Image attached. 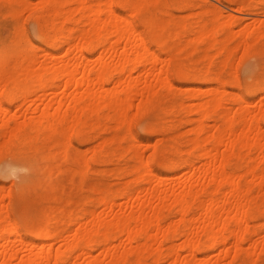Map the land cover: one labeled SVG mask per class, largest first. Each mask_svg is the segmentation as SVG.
I'll use <instances>...</instances> for the list:
<instances>
[{
  "label": "bare ground",
  "instance_id": "1",
  "mask_svg": "<svg viewBox=\"0 0 264 264\" xmlns=\"http://www.w3.org/2000/svg\"><path fill=\"white\" fill-rule=\"evenodd\" d=\"M0 1L7 4V6H8L7 9L9 8L10 11H12L13 15L14 16L17 15V17H18V15L21 16L22 11L23 12L25 10L29 11L31 5H32V7H34L33 9H35V7H36L35 4H33L30 0H0ZM68 1H71V0H39V2L37 1L40 4V6H38L40 8L38 9V11H35L34 17L32 18V20L34 22V26L36 27V33H37L36 37L38 38L37 40H39L41 42V45L34 47V49L32 50L33 55L30 56V58L28 57L29 58V59L27 58L28 60L25 59V60H27V62L24 60L26 63H23V64H30V65L32 64V66H37V69H40V70H37L34 73H32V72L23 73L22 72V75L18 74V75L14 76V75H12V73L8 72V70L6 68L7 66H5V62L3 61L4 60L3 58H2L3 59L2 61L4 63L0 62L1 63V65H0V85H3L2 88H0V108L3 107L2 106L3 97L6 98V99L4 98L5 101L7 102V105L5 106L6 109H8L10 107V105L12 103H14L18 98H20L19 96L21 94L19 95V92L22 91L21 89L23 88L22 86L24 83V81H21L22 79H24L25 82L26 81L28 83L30 82V84L38 83V85H39L38 89L40 91L39 92L40 94L36 96V99L38 101H41V102H44V100H45V104L42 105V108L40 110L33 112V114L29 117L27 122L20 123L17 121H9L7 119L2 120V122H1L2 129L0 130V137L3 138V141H1V143H0V156L6 155V156H9V158L14 157V159L12 158V161L15 160L14 162H9L6 165L2 166V168L0 167V170L3 169L7 174H10V173L13 174L16 169H24L26 164L23 162L20 163V162L16 161V159L17 160L19 159V161L20 160L24 161L28 158V155H30L29 152H31V151L41 152V150L44 147H46L47 142L49 143V147H51V149H54V148L56 149L59 146H61L62 144L65 146V148L67 146L68 147L73 146L71 143V139H74V141L75 140L78 141V143L84 142L85 140H84V138H82L83 137L82 136L83 135L82 134L83 129H85L84 126L86 125V123L88 121L91 120L93 115L96 114L95 116H97L99 114V111H103V110H108V111L110 110V112L114 111L116 114L113 113V114H115V116L112 114L114 116V118H112V119H115V117H116L115 120H116V123L119 124V126H120V124L124 125L123 123L128 122V124L125 126L126 128L124 130H125V132L128 130L127 133H129V136H130V134H131L130 128L131 127L129 125V121L132 118L131 116H136V117L137 116L138 117L143 116L144 114L147 113V111H152V110H150L151 108L156 107V104H157L156 101L158 99L160 100V98L158 97L159 95L158 96L156 95L157 87H155L156 89L154 90V86H156L157 84H158V87H159V84H161L162 86L165 85L166 89H169V87H171L170 90L172 89L173 83L170 81V78L168 77V74H167L168 69H170V68H168L169 64H171L172 59L175 60V62L179 61L178 59H174V58L179 57L181 55L180 53L184 52L182 50L186 49L189 42L191 43V41H192V39L189 38L186 41V43H188V44L180 45L179 44L180 42H178V43H175V45H173V44L169 45L171 43L168 44L166 40L171 33L170 32V30H172L171 27L175 28V27H179V25H180L179 28H183L185 26V24L181 23V22H177V21L173 22L174 20L173 21L169 20L165 24L163 21L165 19H163V20H160V22H162L161 26H157V25L154 26L153 22H151V20H148L145 17L141 18L142 17L141 15H143V13H141L142 10H146V12H144L146 15V13L148 11L150 12L151 11L150 9L152 8L149 6V4L146 7H144V5H146V3H142L141 1H143V0H135V1H133V0H116V4L118 6L120 5L121 8L123 7L125 9L127 4H129L131 6L130 7L128 5L127 8L131 9L130 10L131 14L133 13L132 15L134 16L135 19L137 17H140L141 20L139 22L137 21L139 25L137 23H134L131 20H128L129 17H127L126 15H124V16H126L127 19L123 18V15L120 14L121 12L117 13V11L113 10V4L115 5V0H77L78 6H76L75 11H77V13L79 15H78V17L76 16V18H78L76 20L77 21L76 25H78V26L80 24L84 25L85 23H82L83 19H85V21L88 20V23H87L86 28L84 27L85 25L83 26L84 28H82V29H81L82 25H81V27H79V29L76 28L77 30L75 33V31L72 30L73 28L71 29V27H70V23L73 21V15H75L72 12L73 9H71L72 7L70 8L69 6H67V7H69L68 9L63 7L64 4L67 3ZM152 1L154 3H156L154 6H157V3L162 4V2H161L162 0H151L150 2L153 3ZM75 2H76V0H75ZM138 2H140V3H138ZM145 2H148V0ZM36 5H37V3H36ZM102 5L106 6L105 7L106 12H104V10H102V8L104 9V7ZM101 6H102V8H101ZM148 6L150 8H147ZM32 7H31V9H32ZM161 7H163V6H161ZM247 7L251 11L254 6L252 7V6L248 5ZM127 8H126V10H128ZM147 9H149V10H147ZM10 11L8 10V13ZM130 11H128L129 14H130ZM131 14L129 15L130 17H132ZM139 14H141V15H139ZM162 14H163V12H162ZM10 15H11V17H14V16H12V14H10ZM89 16H91V18H89ZM156 16H151V17H153L154 19L157 20L158 17L156 18ZM5 17H6V15H5ZM224 17L220 14L219 16L212 18L210 21L202 20L204 22H202V23L199 22L200 23L199 25L197 22L196 24L198 26H195V27H197V29L199 28V31L201 32V34H203L202 36H200V38H205L208 36V34L210 33V30L212 29V28H210L212 25H216V26H218L217 28H220L224 24L229 23L227 21L228 18H225L226 19V21H225ZM161 19H162V17H161ZM14 20H16V18ZM156 23H154V24H156ZM189 26H191V25H189ZM192 28H193V25H192ZM217 28L215 27V29H217ZM21 30H19V29L17 30V28H16L17 33H18V31L20 32ZM193 30H194V34H195L196 33L195 28H193L192 31ZM220 31H222V30H220ZM177 32H176V34H177ZM50 33H51V37L49 36ZM190 33H192L191 30H190ZM230 33H232V32H230ZM173 34H174V32H173ZM176 34H175V36H176ZM179 34H181V33L179 32ZM211 34H213V31L211 32ZM22 35H21V37H22ZM196 35H198V34H196ZM192 36H194V35H191V37ZM203 36H205V37H203ZM216 36H218V35H216ZM256 36L259 37L258 35H256ZM224 37L227 39L228 33L226 34V36H223L222 39ZM22 38H24V37H22ZM197 38L200 40L199 43L203 42V40H201L199 37H197ZM210 38H207V39H210ZM211 39H213V38H211ZM239 39H241V38H239ZM243 39H244V41L242 42V45H244V42H247V41H245V38H243ZM213 40H215V39H213ZM213 40H211V41H213ZM17 41H18V39H17ZM95 41H98L97 45L94 44ZM206 41L207 40H205L204 43H206ZM250 41L252 42L251 39H250ZM250 41H248V42H250ZM255 41H258V40L254 39V42ZM15 42H16V40H15ZM215 42H216V40H215ZM240 42H241V40H240ZM59 43L62 46L63 45L66 46L64 49L65 51L62 53L64 56L60 57V58L56 57L55 52H54L55 46L58 45ZM195 43H196V40L192 41L191 46H194ZM255 43H257V42H255ZM255 43H252V44L246 43V45H244V47H242V48H244V52L246 54H249V53L253 54L252 52H255L257 50V47H258V46H256ZM151 44L156 45L157 48H159V47H161L162 49L164 48V50H162V51H164L165 53H167L169 55V59H164L161 57V55L159 53L152 51L150 48ZM197 45H196V47H198L199 50L202 49V50H200V51H203L202 55L204 53H206L204 55H207V51H209V49H211L214 46V44L212 46L210 45V48H209L208 47L209 45L205 44L204 46L200 45V46H202V48H200ZM196 47H193V48H196ZM205 47H208L209 49L205 50ZM233 47H235V45ZM233 47H232V49H229V51H228L229 54L227 53V55H230V54L232 55L233 51H235L233 49ZM214 48L218 49L217 46ZM214 48H212V49H214ZM220 48L222 49V52L223 51L227 52L226 47H223V42H222V46ZM262 49H264V48H262ZM2 50H3V48H2ZM2 50H1V52H2ZM194 50H196V52H197L198 49L196 48ZM199 50H198V52H199ZM260 51H261V49H260ZM95 52L97 53V56L93 60L91 58L92 57L91 55ZM39 53H41L44 56V58L46 56V58L48 57L50 59L45 60L46 59L45 58L44 60L40 59V61H39L36 57ZM220 53H221V51H220ZM107 54H108V57H106ZM218 54H219V52H218ZM223 54H225V53H223ZM262 54H264V53H262ZM39 55H38V57H39ZM204 55H203V57H204ZM227 55L226 54L224 55L225 56V57H223L224 61H222V65H223L222 67H225V68L228 65H230L227 63L225 64V62H228L226 59ZM0 56H1V54H0ZM4 56L6 59L7 56L5 54H4ZM203 57H202V59H203ZM227 58H228V56H227ZM225 59H226V61H225ZM131 64H140V65L141 64H145V65L150 64L154 68L156 67L157 64H159V66L157 65L158 66V68H157L158 74L156 73L154 80H153L154 83H152L153 78L150 81V80H147V76H149L152 73V71L156 72L155 71L156 69L152 70L151 73L148 74L147 76L144 75L145 70H141V72H143V74L141 73V75H140L139 74L140 72H139L137 75L135 73V76H133L134 74H132V71H133V69H131L132 67L130 68L131 70L128 69L129 70L128 74H126V75L122 74V71L125 70L126 65L134 66ZM177 64L179 65V64H181V62L180 63L176 62L175 65H177ZM136 66H138V65H136ZM147 66L149 67V65H147ZM147 66H144V67H146V69L148 70L149 68H147ZM180 66H182V65H180ZM28 67H26V68H28ZM153 67L151 69H154ZM207 67L209 68V66H207ZM210 67L212 68V65ZM127 68H129V67H127ZM133 68H135V67H133ZM180 68H182V67H180ZM211 68H209V69L206 68L205 72L210 73ZM225 68H222V71ZM206 70H208V71H206ZM212 70H211V72H214ZM149 71H150V69H149ZM175 71H174V73H177V70H175ZM190 71H191V69H190ZM113 72H115L117 74L121 73L123 76H126V77L121 79L119 77L120 76L119 75L115 78V80H113V78L111 77V73H113ZM160 73H161V75L163 74L164 77L161 75L158 76ZM187 74H188V72H187ZM220 74H222V73H220ZM19 75H21V76H19ZM185 75L186 74L184 73V71L182 73V69H180V72L177 73L179 80L187 79L188 75H186L187 77ZM190 75L192 76L194 74H190ZM203 75H205V74H203ZM217 75H219V74H215V76H216L215 78L219 77L218 79H215L212 76V79H213L212 80L211 76L209 77V74H208V75L204 76L203 80L204 81L208 80V83H211L209 80H212L216 84L215 85L216 88H214V87L213 88L217 89V91H218V90H220L219 85H221L224 82V79H223V81L220 80V76H217ZM20 77H22V79ZM196 77L195 78L191 77L192 80H190V79L189 80L190 81L196 80L197 79ZM189 80H186V81H189ZM156 81H157V83L155 85ZM158 81H160L161 83H159ZM204 81H202V82H204ZM230 81L231 80L227 81L226 83H228ZM107 84H110L112 87L107 88L106 87ZM223 84H225V83H223ZM229 85L231 86L232 84H229ZM25 86H26V84H25ZM232 86L236 87L237 85H235V83H233ZM222 87H223V85H222ZM222 87H221V89H222ZM162 88H164V87H162ZM255 88L258 89V91L264 90V84L258 83L255 86L249 85L247 88L244 89V91L246 94H248V96H251V95L253 96V92L256 90ZM191 89H194V88H191ZM35 92H36V90L34 88L30 91L31 95ZM220 92L224 93L223 91H220ZM210 93L208 92V94H210ZM226 93H228V92H226ZM188 94H190V96L188 95V98L192 96L191 93L188 92ZM212 95L214 96V94H212ZM212 95H210V96H212ZM230 95H231V93H230ZM240 95L237 96L238 97L237 98L238 107L236 106V108H238V109L236 112H234L235 110L233 111L234 113L231 114V117H229L230 115L228 116V114H226L224 112L226 108L223 107L224 106V105H222L223 103L222 104L219 103L220 99H222V98H218V100H219L218 101L217 98L214 96L216 98L215 100H217L218 102L215 100H214L215 102L211 101V103L214 102L213 106H215V103L217 102V104H219V105H216L217 108L218 107L224 108V110H220L219 116L221 115L220 119L222 121L216 122L220 125L219 126L216 125L217 128L214 131L215 134L211 133V130H210V129H212L211 127H209L210 132H208V133L212 134L211 136L207 133L208 128H206V129L204 128L207 125L212 126V125H214V123L212 125H209L206 123L205 126H203L204 122L201 126H199L200 124L197 126L191 125L192 126L190 129L191 132L194 131L193 130L194 126L196 128L198 126L199 127L197 129H195V133L194 132L192 133V134H194V135L196 134V135L195 136L193 135L194 137L192 136V139L189 140L190 145H188V146L191 147L192 150H196V151L200 147H202L201 141H200L201 139L199 138L200 137L199 134H201V133H204V134L207 133L208 136H210V137L207 136L209 140L206 139L207 141L205 140V143L202 142V144H206V142H208L209 146L207 143V147H204V149L201 148L198 152L199 153L197 155V160L199 159L198 163H199L200 159L203 160L202 163H199L200 164L199 167L194 169L193 166L195 167L196 164L192 166L191 164H193V163L191 162L192 159H190V158H188L187 160L184 161V167L185 166H190V167L192 166L191 167L192 172L189 175L188 179L185 178L184 182L183 181L180 182L181 185L178 187L179 190H175V189L171 188L169 186V184H166L165 181L167 180V176H161L159 178L155 177L156 176L155 173H153L152 170L150 169V167L148 166L149 163L146 165V167H145V165L143 167V166H139L138 164H133V163L127 164L126 163V165H125L126 169H131L132 173H133V171L137 172L136 173V175H137L141 167H142V171H144L146 173V176L145 175L143 176V175H141L142 171L139 172V176L137 175L138 180L134 177L136 179V182L140 181L141 179L142 180L140 182H142L146 177H148L147 179H149V182H150V178H152L151 182L155 178H157L158 182L157 181L154 182V183H157V185L154 184L156 187L148 188L146 190V188H144L142 185V187L144 188V189H142V187H140L142 189V192L146 190L144 193H142L143 194L142 196L139 195L141 193L140 192L141 189L137 190V193L134 191L135 196L133 193H131L132 196H130L131 194L125 196V194L123 193L124 189H122L123 190L122 192L120 190V192L122 193L121 195L127 197L126 198L127 200H129V198L131 200V197H132V200L130 201L131 203L128 202L129 203V206H128L129 211L128 212H126L125 207H121V206H119L120 208H118L119 209V211L117 210L118 212L113 211L112 207L115 205L113 199L115 197H117L118 192L115 193V194H117L116 196L113 195L115 197H113V199H111V200H107V197H106L105 201H103V202L101 200L99 201L100 203L101 202L103 203L102 209L103 210L105 209L104 212H102V209H101V211H100L101 213H98L99 212L98 210H97L98 212L96 213L93 211V209H91V208L89 209V207H88V202H89L88 199L89 198H88L87 199L88 202L83 201L82 207H80L76 211V213L73 214L71 216V218H69V220L67 219L68 221H67L66 225L67 224L72 225L74 223L76 225V228L72 232H69L70 230L69 231L67 230V232L64 231L62 233L58 232L59 229L57 231L55 229H49L48 227H45L41 231L36 232V233H29V232L23 233L20 230V228L18 227L19 225L15 226L13 224L12 215H11L10 211H8V209L3 210L2 207L0 206V224H1L0 225V229H1L0 231H1V235H2L3 229L7 225L8 227L6 226V228H7L8 233L11 234V236H13L11 240L8 239L6 236H5L6 238H4V237L1 238L2 243H0V264H125L126 262L130 263V261H132L133 264H144L143 260L148 258V257H151L152 255H153V258H152L153 260H150V262H152V264H157L161 255L163 257H165L167 255L171 259L170 261H168V264H177V263L178 264H188L192 259L196 258L195 254L198 252L208 253L210 251L217 249V251H216L217 253L224 252L227 254V251H233L232 250V248H233L234 254H235L234 256H236V254H240V250H243L242 243L245 240L246 241L249 240V237H246V236H247V234H249V236H250V233H248V232H251L248 229V219H251V217L254 216V212L259 213L261 211L257 212V206H255L256 205L255 203L253 204V207L255 206L256 211H254L253 210L254 208L251 206V203H253L254 201L256 202V198H258L255 196L256 194L254 192L252 194H250V196L251 195L253 196V194H254L255 200L253 199L254 196L253 197L252 196L247 197L248 191L250 189L246 192L244 191L246 194L245 195L246 197H243L244 193H242V191L240 190L239 179L237 180L235 178L233 172L230 171V169H231L230 167H232L233 164H231L230 167H229V165H230L232 157L236 156V159H237L240 156V160L244 159L243 157H245V156H243L245 151L241 152L243 157H241V155H239V151H241L242 149H240L238 151V153L236 152L237 150L235 151V148H236V146L238 147V144H239L240 148L244 147L243 149H245V150L247 149L246 147H248L249 145L251 147L253 145H257L259 147V145H258L259 140L261 141L262 145H264V142H262V141H264V130H262V129H264V127L261 128L262 125H260L261 122H264V112L258 113L256 115L255 114L251 115L247 110H243V108L241 106L243 104H245V106H248L249 102H247V100L244 96H240ZM210 96H208L207 98H209V99L213 98V96L212 97H210ZM231 96H229V98ZM195 98H197V97H195ZM207 98H205V100ZM227 98H228V96L226 97V99ZM232 98H234V95L230 99L232 100ZM209 99H207L204 103L201 102L202 103L201 105L199 102H196V104L197 105L199 104L200 106L193 104L197 107V109H196V107L193 106V110L195 111V113H194V111H192L194 114H198V116H196L197 120H199L198 118L201 119L202 117H206L205 115H207L208 113L210 114V112H209L210 110H208V109H209V107L211 109L212 105L210 106L211 103L209 104V101H210ZM258 99L259 100L264 99V94L259 95ZM159 100H158V102H160ZM168 100H169V98H168ZM211 100H213V99H211ZM221 102H222V100H221ZM224 102L227 103L228 101L227 102L224 101ZM163 103H165V102H163ZM159 109H160V107H159ZM171 109H172V107H171ZM131 110H133L134 113H133V115L130 114L131 118L128 121H126L127 117L129 116L128 113ZM198 110L200 111V117H199V111ZM212 110L215 111L216 108L213 107ZM160 111H163V110H160ZM196 111H198V113ZM173 113H171V114H173ZM100 114H101V112H100ZM215 114L216 113H214L212 115H215ZM98 117H101L103 120V116H98ZM194 118L195 117H193L192 119L190 118V122H189V118H188L187 122L191 123L192 122L191 120H193ZM207 118H209V116ZM202 119H204V118H202ZM202 119H201V121H202ZM210 119H213V117ZM210 119H207V120H210ZM97 121H98V119H97ZM193 121H195V120H193ZM213 121L215 122V119ZM95 122H93V123H95ZM181 122H183V120ZM196 123L198 124L200 122L197 121ZM98 124H100V123H98ZM114 124H115V122H114ZM238 124H240V128L237 129L236 125H238ZM122 125H121V127H123ZM156 125L157 124H155V123L149 125V129H150L151 133H152L153 129L155 127H157ZM216 126H214V127H216ZM165 127H167V126H165ZM162 128H161V130H162ZM170 128H171V130H173L172 129L173 127L170 126ZM111 129H112V127H111ZM214 129L215 128H213V130ZM164 130H163V132H164ZM237 131L239 132L238 134H237ZM157 132H158V130H157ZM170 133H171V131H170ZM126 136H128V135H126ZM169 136H170V134L167 136V138H169ZM176 136H177V134H176ZM231 136H232V139H230ZM120 137H122V136H120ZM131 137H132V142H137V144H140L141 141L136 140V138L133 137V135L130 136V138ZM1 138H0V140H1ZM171 138H173V136H171ZM121 139H123V138H121ZM170 140H172V139H170ZM175 140H176L175 142H177V139H175ZM107 141L112 143L109 139H107ZM107 141L104 140V138H103V141L101 140L99 142V144L96 145L97 147L96 146L92 147V149L93 148L94 149L92 150V154L89 158L83 157L82 160H83V163L85 165H87L86 167H88V165H90L89 162H91V161H94V160L97 161L99 158H103V160H105L108 157L106 152H105V151H108V150H105V147H107V145H108ZM115 142H117V141L115 140ZM180 143L183 144V142H181V141H180ZM184 143H185V141H184ZM119 145H121V144H119ZM166 145H168V144H166ZM152 146H153L154 151H156L158 149L157 144H155V146L154 145H152ZM169 146H171V145L169 144ZM109 147H111V146L109 145ZM117 147H119V146H117ZM219 147L220 148L222 147L223 149H227L226 150L227 152H225V150H224L225 153L223 151H221V153H219L217 155V153H215V150H217ZM113 148L114 147H112L111 150ZM127 148L129 149V152L132 151V157L133 156L137 157L136 159H134V161L135 160L138 161L139 157H141V156H139V151H140V150L138 151L139 147H137V146L133 147L131 150L128 146H127ZM262 148H264V147H262ZM64 149H62V152ZM128 149L126 150V148H125L123 150L128 151ZM162 149H164V148H162ZM238 149H239V147H238ZM59 150H60V148H59ZM59 150H58V152H59ZM168 150H165V151L167 152ZM177 150L179 151V153H177V151H176L177 154H180V151H182V150H180V148H177ZM201 150H203V151H201ZM76 151H77V155H78V153L84 154V152H85L84 150H82V152H81V150H77V149H76ZM89 151H90V149H89ZM189 151H191V150H189ZM249 151L250 150L248 148V153H249ZM261 151H262V149H261ZM65 152H66V149H65ZM65 152H63V153L65 154V157H66L67 152L66 153ZM185 153L190 154L191 152L186 151ZM192 153H193V155H192ZM192 153H191V155L194 156L195 153L194 152H192ZM64 154H63V156H64ZM114 154L115 153L113 152V156H114ZM246 154H247V152H246ZM59 155H57V156H59ZM140 155H142L141 152H140ZM55 156L53 154H49V155L47 154V158L49 159V157H50L49 163L51 165L54 164L53 160H54ZM63 156H62V158H63ZM41 157H43V156H41ZM67 157H68V155H67ZM116 157H117V155H116ZM249 157H247V158L249 159ZM34 158H35V154H34ZM130 158H129V160H132ZM247 158H245V159H247ZM43 159L47 160L46 157ZM178 159H179V157H178ZM182 159H183V157H182ZM182 159H181V161H182ZM248 159H247V161H244V163L248 162ZM100 160H102V159H100ZM103 160H102V162H103ZM251 160H252V158H251ZM251 160H249V161H251ZM181 161H180V163L183 164V162H181ZM262 161H264V158H262ZM25 162L27 163V165H31V163L29 162V159H28V161L26 160ZM77 163H76V165H78V166L76 167V169H78V168L81 169L80 166H82V165H80L79 162H77ZM139 163H142V162L140 161ZM145 163H147V161H145ZM145 163L143 162V164H145ZM76 165H73V167ZM250 165L252 167V164H250ZM66 167H69L72 169V167H70V165H67ZM262 167H264V166H262ZM144 168H146L147 170ZM85 169H88V168H85ZM262 169H264V168H262ZM262 169H261V171H262ZM67 170H69V169H67ZM72 170H71V174L72 175L76 174ZM235 170H236V167H235ZM252 170L254 172L255 168H252ZM252 170H251V173H252ZM76 172H77V170H76ZM80 172L82 174V170L81 171L79 170V174H80ZM125 172L127 173V171H125ZM186 172H188V171H186ZM119 173H121V172H119ZM129 173L131 174V172H129ZM81 174H80V176H81ZM142 174H144V173H142ZM237 174H239V172ZM254 174H255V172H254ZM259 174H260V171H259ZM84 175H86V173L82 174L83 177H84ZM200 175L202 176L203 179L201 178L199 184L201 182H204V184L203 185L200 184V185H202L201 187L200 186L197 187L198 185L197 186L195 185L197 187L196 188L195 186H193L192 179L194 177H197L199 180ZM139 177L140 178L142 177V178L139 180ZM242 177H241V175H239L240 179ZM262 177H264V175H262ZM204 178H206V179H204ZM253 178H254V176H253ZM203 180H205V181H203ZM242 180H243V178H242ZM149 182H147L148 186H149ZM145 183H146V181H145ZM261 183H264V181H262ZM138 184H140V183L137 182V185ZM224 185L230 186V189L226 188L227 191L226 190H224V191L227 193H225L223 191L225 194L222 193V191H221L222 194H220V197L219 196L217 197V194L219 193L221 187H223ZM261 185H264V184H261ZM127 187H129V186H127ZM7 190H8V188L5 190L4 186L0 187V191H1L0 202L4 198V195H6L8 198H10L11 190L10 189L8 191ZM5 191H6V193L3 194ZM96 192L97 191L95 190L94 193H96ZM107 194H108V190H107V193L105 194V196H107ZM102 195H103V193H102ZM105 196L100 195V197H102V200H104L103 197L105 198ZM122 196H120V197L123 199ZM151 196L155 198L156 203L154 201V205H153V203L149 202V200H150L149 197H151ZM259 196H261V195L259 194ZM90 199L92 200V198H90ZM262 201H264V198H262ZM75 202H77V201H75ZM258 204H259V200H258ZM90 205H92V204H90ZM99 205H101V204H99ZM165 206L167 208H174L175 209L176 213L179 216V217L176 216L174 218L176 220L175 222L171 221V222L166 223V224L165 223L161 224V222H160L161 217L160 216L163 215L161 213V211H162V209H164ZM114 208H115V206H114ZM260 209H264V208H260ZM167 211H169V209ZM262 212H264V211H262ZM59 213H61V212H59ZM259 215H260V213H259ZM232 219H235L234 222L232 221L233 224L230 223V221ZM1 221L4 224L6 223L5 225L3 224V229H2ZM52 227H53V225H52ZM68 227L69 226H67V228ZM8 233L6 232L7 236L9 235ZM251 233H253V232H251ZM256 233H254V234H256ZM257 234H259V233H257ZM157 235H161V239L163 237L168 238L169 236H175V235L182 236V238L180 239L181 243L179 242L180 245L179 244H177V245H179V248H182V250H184V249L186 250L185 256H187L188 258L180 260L181 256L179 254H176V252H175V250H179V248L177 245L174 246L175 244H173V246H172V244L171 245L168 244L171 247H169L168 251L165 250L166 251L165 255H163L161 253L163 250L160 247L162 243H160V245L159 244L157 245L158 241H155L158 239H159V241L161 240L159 238V236L157 237ZM3 236H4V234H3ZM230 237L234 238V239L233 238L231 239V241L233 240V242H232L233 244L230 243L231 242ZM58 238H59V240H57ZM176 238H177V236H176ZM6 239H8V240H6ZM55 239L57 242L59 241V244L57 246H55V244L49 242V240H55ZM114 239L117 241L116 243H117L118 248H116V249H112V247L110 246V245H112L111 241H113ZM138 239H141V241L137 242ZM257 239L261 240L260 243L256 242V241H254L253 243L250 241L251 242V243L249 242L250 244L247 243V244H249V247L251 248L250 252H249V250H247L248 252L242 251L244 253V255L243 256L241 255V256L246 261L247 260L250 261V258H252V256H254L255 254L258 255V252L257 253H255V252L258 250L259 246L261 248H264V238H262V239L257 238ZM171 240H172V237H171ZM133 242L139 244V246L138 247H131V243H133ZM166 242H168V241H166ZM231 244H232V248H231ZM229 245H230V247H229ZM165 246L167 247V245H165ZM249 247H247V248H249ZM95 248H96V250H97V248H98V250L100 249V251L98 252L100 255V258L97 255H94L95 257L92 256V252ZM120 248H122V250H119ZM261 248H259V250H261ZM147 253H148V255L150 254V256H148ZM261 253H264V251H261ZM261 253L259 252V255ZM177 255L180 256V259L177 258ZM163 257H161V258H163ZM168 257H167V259H168ZM255 258L257 259V257H255ZM255 258H253V259L255 260ZM167 259L165 258V261ZM202 259H204V258H202ZM233 259H234V257H233ZM163 260H161V261H163ZM196 261L199 262V260H197V258H196ZM200 262H203V261H200ZM242 262H244V261L242 260ZM252 262H253V264H255V261H252ZM145 264H148V263L145 262ZM202 264H205V261ZM210 264H216V263L214 262V263H210Z\"/></svg>",
  "mask_w": 264,
  "mask_h": 264
},
{
  "label": "rangeland",
  "instance_id": "2",
  "mask_svg": "<svg viewBox=\"0 0 264 264\" xmlns=\"http://www.w3.org/2000/svg\"><path fill=\"white\" fill-rule=\"evenodd\" d=\"M30 1L33 4H35V6H36L35 9L36 8L37 9L36 10L33 9L34 7H32V5H31L32 9L30 7L29 11L28 10H25L24 12L22 11L21 16L18 15L19 18L17 17V15L14 16L12 11H10L9 8L7 9V7H8L7 4L0 1L1 2L0 3V14H1L0 15V22H1L0 23V54H1L0 62L2 63L4 61L5 66H7L6 68H7L8 72L12 73V75H14V76L18 75V74L22 75V72L23 73H25V72L26 73H28V72L34 73L37 70H40V69H37V66H32V64L31 65L30 64H23V63H26L27 60L30 58V56L33 55L32 50L34 49V47L41 45V42L39 40H37L38 38L36 37L37 36L36 27L34 26V22L32 20V18L34 17L35 11H38V9L40 8V7H38V6H40V4L38 3L39 0H30ZM133 1H135V0H133ZM145 1H147V0H143L141 2L146 3V5H144V7H146L149 4V6L152 7L150 9L151 11L150 12L148 11L145 15L144 12H146V10H142L141 13H143V15H141V14H139V15L142 16L141 18L145 17L148 20H151V22H153L154 26H156V25L161 26L162 22H160V20H163V19H165V20H163L165 24L169 20L170 21L174 20L173 22L177 21V22H181V23L185 24V26H184L185 28L184 27L179 28L180 25H179V27H175V28L171 27L172 30H170V32L172 34L170 33V35L168 37L169 39L167 38V40H166L168 44L171 43L169 45H172V44L175 45V43H178V42H180L179 43L180 45L188 44V43H186V41L189 38H191L192 41L196 40V43L194 46H191V44H192V41H191V43L189 42V44H188L189 46L187 45L186 49L182 50L184 52L181 51L182 53H180V54L182 56L178 55L179 57L176 56L177 58H174V59H178L179 61H176V62H178V63L181 62V64L175 65L176 62L173 59L171 62L172 65L169 64L168 68H170V69H168L167 74H168V77L170 78V81L173 83L172 84L170 82L174 88L172 87L171 90H170L171 87H169V89H166L165 85L162 86L161 84H159V87H158V84L156 85V83H157V81H156L155 82L156 86H154V90L156 89L155 87H157L156 95L157 96L159 95L158 97L160 98V100L158 98L157 99L161 103L158 102V100H157L156 101V103H157L156 107L151 108L150 110H152V111H147L146 114H144L143 116H140V117L131 116L134 113L133 110H131L132 112L130 111L128 113L129 116L127 117L126 121H128L132 117L129 121V125L132 128V129L130 128V132H131L130 136L133 135V137H135L136 140L141 141L140 144H137V142H132V137L130 138L129 133H127L128 130L125 132L124 129L126 128L125 126L128 124V122L123 123L124 125L120 124V126H119V124L116 123V120H115L116 117H115V119H112V118H114L116 113L114 111L110 112V110L109 111L103 110V111H99V114L101 112L100 115L99 114L97 116H95L96 114L93 115L94 116V117L92 116L93 119L91 118V120L87 122L88 124L86 123L87 126L86 125L84 126L85 129H83V133H82L83 134L82 138H84V140H85L84 142L78 143V141H76V140L74 141V139H71V143L73 146H69V147L67 146L65 148V146L62 144L61 146H59L56 149L55 148L51 149V147H49V143L47 142L46 147H44L41 150V152H34V151L29 152L30 155H28V158L26 160L28 161V159H29V162L32 160L30 162L31 165H27V163L25 162L26 160H24V161L20 160L19 161V159L18 160L16 159V161H18L20 163L23 162L27 166L24 164L25 165L24 169H16L14 173L12 172L13 174H11V173L7 174L3 169H1L0 170L1 171L0 172V187L4 186L5 190L7 188H8V190L10 189L11 190V196H10V198H8L6 195H4V198L0 202V206L2 207L3 210L8 209V211H10V213L12 215L13 224L15 226L19 225L18 227L20 228V230L23 233H25V232L36 233V232L41 231L45 227H48L49 229H55L57 231L59 229V231H58L59 233H62L64 231L67 232V230L68 231L70 230L69 232H72L76 228V225L74 223L72 225L71 224L66 225V223L69 220V218H71V216L73 214H75L76 211L80 207H82L83 201H87V199L89 198L88 199L89 202L87 201L89 209L91 208V209H93L94 212L97 213L99 211L98 213H101L100 211L103 207L102 202L106 200V197H107V200L113 199V197H115L117 195V194H115L117 192H118L117 197H115L113 199L114 204H115L114 205L115 208H114V206L112 207L113 211L118 212L119 211L118 208H120L119 206H121V207H125L126 212H128L129 211L128 206H129V203H131L130 201L132 200V197H131V200L129 198L130 196H132L131 193H133V194L135 192L137 193V190H140L141 189L140 187H142V185L144 188H146V190L148 188L156 187L154 184L157 185V183H154V182L155 181L158 182V179L155 177L159 178L161 176H167V180L165 181L166 184H169V186L175 190H179L178 187L181 185L180 182L181 181L184 182L185 178L188 179L189 175L191 174V172H192L191 167L196 164L195 167L193 166V168L195 169V168L200 166L199 163L203 162V160L200 159V161L198 163L199 159L197 160V155L199 154L198 152L201 148L204 149V147H207L208 142H206V144H202V142L205 143L206 139L209 140L208 137H210L212 134H215L214 131L216 130L217 126L220 125V124L216 123V122L222 121L220 119L221 115L219 116L220 110H224V108H226L224 112L226 114H228V116L230 115L229 117H231V114L236 112L238 109V108H236V106L238 107V103H237L238 97L237 96H239L241 94L240 96H244L246 98L247 102H249L248 106H245V104H243L241 106L243 108V110H247L251 115H254V114L256 115L258 113L264 112V99H262V100L258 99L259 95L264 94V90L258 91V89L255 88L256 90L254 89L255 93L253 92V96L252 95L248 96V94H246L244 91V89L247 88L249 85L255 86L258 83L264 84V54H262V53H264V49H262V48H264V0H162L161 1L162 4L157 3V6H154L156 3H154L153 1L152 2L154 4L151 3L150 2L151 0H148V2H145ZM36 3H37V5H36ZM138 3H140V2H138ZM115 5L113 4V10L117 11V13L121 12L120 14L123 15V18L127 19V17H129L128 20H131L137 24L141 20L140 17H137L136 19L134 18V16L132 15L133 13L131 14V11H130L131 9L127 8V6L129 4L126 5L125 9L122 7L125 11L120 7V5L118 6L116 4V0H115ZM248 5L252 6V7L254 6L251 11L248 9V7H247ZM67 6H69L70 8L72 7L71 8V9H73L72 12H73V14H75V15H73V21L70 23V27H71V29L73 28L72 30H74L76 33V30L79 29V27H81V25H82V24H80L79 26L76 25L77 24L76 20L78 19V18H76V16L78 17V15H79L77 13V11H75L76 6H78L77 0H76V2H75V0L68 1L67 3L64 4L63 7L68 9L69 7H67ZM102 6H101V8H102ZM149 6L147 8H150ZM161 6H163V7H161ZM103 7H104V9L102 8V10H104V12H106V10H105L106 6H103ZM126 8L128 10H126ZM8 10L10 11L9 13H8ZM147 10H149V9H147ZM128 11H130V14L132 15V17L129 16L130 14ZM162 12H163V14H162ZM10 14H12V16H14V17H11ZM220 14L223 17L225 16L224 17L225 21H226L225 18H228L229 20L227 19V21L229 23H226L221 27L219 26L220 28H217L218 26H216V25H212L210 27L212 29L210 30V33L208 34V36L207 37L203 36L205 38H200V36H202L203 34H201V32L199 31V28L197 29V27H195V26H198L200 23H202L206 20L210 21L212 18H215V17L219 16ZM5 15H6V17H5ZM124 15H126L127 17ZM151 16H156V18L158 17V19L156 20ZM161 17H162V19H161ZM11 18L12 19L16 18V20L13 19L14 20L13 21ZM89 18H91V16H89ZM202 20H204V21H202ZM82 21H83L82 23H85L84 24L85 26L82 25L81 29L84 27L86 28L87 23H88V20L85 21V19H83ZM197 22H198V25L196 24ZM154 23H156V24H154ZM189 25H191V26H189ZM192 25H193V28H195V32H196L195 34H194V30L192 31V29H193ZM215 27L217 29H215ZM16 28H17V30L22 29L21 30L22 32L18 31V33H17ZM219 29L222 31H220ZM190 30L193 34L190 33ZM212 31H213V34H211ZM173 32H174V34H173ZM176 32H177V34H176ZM179 32L181 34H179ZM230 32H232V33H230ZM227 33H228L227 39L225 37L222 39V37L226 36ZM175 34H176V36H175ZM196 34H198V35H196ZM21 35L24 38H22ZM191 35H194V36L191 37ZM216 35H218V36H216ZM256 35H258L259 37H257ZM49 36L51 37V33ZM197 37H199L201 40H203V42L199 43L200 40ZM210 37L215 39L216 42H215V40L211 39ZM207 38H210V39H207ZM239 38H241V39H239ZM243 38H245V41H247V42H244V45H246V43L252 44V43L257 42L255 44H256V46H258L257 47L258 51L256 50L255 51L256 53L252 52L253 54H251V53L246 54L244 52V48H242V47H244V45H242V42L244 41ZM14 39L16 40V42ZM17 39H18V41H17ZM250 39L252 40V42L250 41ZM254 39L258 40V41L254 42ZM205 40H207L208 42L206 41V43H204ZM211 40H213V41H211ZM240 40H241V42H240ZM248 41H250V42H248ZM97 42L98 41H95L94 44L97 45ZM222 42H223V47H226L227 52L226 51L222 52V49L220 48L222 46ZM205 44H208L209 46L208 45L207 46L209 48H210V45L212 46L214 44V46L212 48L217 46L218 49H216V48L209 49L208 47H205V50L209 49V51H207V55H204V54H206V53H204L203 54L204 57H203V55H202L203 51H200L202 49L199 50V48L196 47V45L199 46L200 48H202V46H204ZM200 45H202V46H200ZM232 45L233 46L235 45V47H233ZM150 46H151L150 47L151 50L159 53L162 58L169 59V55L167 53H165L164 51H162V50H164V48L163 49L161 47L157 48V46L154 44L153 45L151 44ZM65 47H66L65 45H63V46L60 45V43L58 45H56L55 50H54L55 56L59 57V58L63 57L64 55L62 53L65 51L64 50ZM193 47H196L199 50V52L197 50V52H198L197 53L196 50H194L196 48H193ZM232 47L235 51L232 50L233 53H232V55L230 54L231 56L227 55L229 49H232ZM2 48L5 52L2 50ZM260 49H261V51H260ZM1 50L3 53L1 52ZM220 51H221V53H220ZM218 52H219V54H218ZM223 53H225L228 56V58L226 56V59L228 62H225V64L226 63L230 64L226 68L222 67L223 66L222 61H224L223 57H225L224 56L225 54H223ZM4 54L7 56L6 59H5ZM39 54H38L39 57H38V55L36 56L39 61H40V59L44 60L46 58V56L44 58V56L41 53H39ZM91 56H92L91 58L94 60L97 56V53L95 52ZM106 57H108V54L106 55ZM202 57H203V59H202ZM25 59H27V60H25ZM48 59H50V58L47 57L45 60H48ZM226 59H225V61H226ZM1 63H0V65H1ZM210 64L212 65V68L210 67L211 66ZM131 65H134V66L126 65V68H125L126 71L123 70L124 72L122 71V74H124V75L128 74L129 73L128 69H130L131 67H132L131 69H133V71H132V74H134L133 76H135V73L137 75L139 72H140L139 73L140 75H141V73L143 74V72H141V70H145L144 75L147 76L148 74L151 73L152 70L156 69L155 70L156 72L152 71V73L149 76H147V80L151 81V79L153 78L152 83H154L153 80H154V77L158 71L157 68H158L159 64H157L158 66L156 65L155 68L150 64H146V65L145 64H141V65L140 64H131ZM136 65H138V66H136ZM147 65H149V67ZM180 65H182V66H180ZM144 66H147V68H149L150 71H149V69L147 70L146 67H144ZM179 66L182 68H180ZM207 66H209V68H211L210 73L207 72L209 74V77L211 76V79H212V76L214 78L216 77L215 74H219L217 76H220V80L223 81V79H224L223 83H225V84L222 83L221 85H219L220 90H218V91H217V89H214V88H216V86H215L216 84L212 81L213 79L209 80L211 83H208V80H205V81L203 80L204 76L208 75L205 72L206 68L209 69ZM26 67H28V68H26ZM127 67H129V68H127ZM133 67H135V68H133ZM152 67L154 69H151ZM173 68L174 69L176 68L175 70H177V73L180 72V69H182V73L184 71V73L186 75H188V78L183 79V80H179L177 73H174L175 70ZM222 68H225V69L222 71ZM190 69H191V71H190ZM211 70L214 72H211ZM206 71H208V70H206ZM187 72H188V74H187ZM202 73L205 75H203ZM220 73H222V74H220ZM116 74L117 73H115V72L111 73V77L113 78V80H115V78L119 75H120L119 77L121 79L126 77V76H123L121 73H119L117 75ZM190 74H194L195 76L194 75L191 76ZM21 75H19V76H21ZM160 75H161V73L158 76H160ZM161 76H163V74ZM191 77L192 78L196 77L197 81L196 80L190 81V80H192ZM20 78L22 79V77H20ZM218 78L219 77H217L215 79H218ZM186 80H189V81H186ZM229 80H231V81L226 83ZM21 81H24L26 86L23 83V86H22L23 88L21 89L22 91L19 92V95L21 94L19 96L20 98H18L14 103H12L8 109L5 108V106L7 105V102L5 101L6 98L3 97V99L4 98L5 99L4 100L2 99V101H3L2 106L3 107L0 108V130L2 129L1 122L3 119H7L9 121H17L20 123L27 122L29 117L33 114V112L40 110L42 108V105L45 104V100H44V102H41V101H38L36 99V96L40 94L39 93L40 91L38 89V86H39L38 83L30 84V82L29 83L27 81L25 82L24 79H22ZM202 81H204V82H202ZM158 82L161 83L160 81H158ZM233 83H235V85H237V86L236 87L232 86ZM229 84H232V85L230 86ZM222 85H223V87H222ZM2 86L3 85H0V88H2ZM106 87L110 88L112 86L110 84H107ZM162 87H164L165 89ZM221 87H222V89H221ZM33 88L36 90V92L31 95L30 91ZM191 88H194V89H191ZM220 91H223V92L225 91L224 92L225 94L220 92ZM188 92L192 94V96L189 98H188V95L190 96V94H188ZM208 92L209 93L211 92V93L208 94ZM226 92H228V93H226ZM230 93L232 96L234 95V98H232V100L230 99L232 97L230 95ZM212 94H214V96L217 98V100H218V98H222V99H220L219 103L220 104L223 103L222 105H224L223 106L224 108L223 107L217 108L216 105H219V104H217V102L219 100L218 101L215 100L216 98ZM210 95H212L213 98H210V99L207 98ZM212 96H210V97H212ZM227 96H228V98L226 99ZM229 96H231V97L229 98ZM195 97H197V98H195ZM168 98H169V100H168ZM205 98L210 100V101L208 100L209 104L211 103V101H214V100L217 102L215 103V106H213L215 101L210 104V106L212 105L211 109H210V107L208 109V110H210L209 111L210 114L208 113L207 115H205L206 117H202V118H204V119L201 118L202 121L200 118H198L199 120H197L196 116H198V114H194L195 111L193 110V106L196 107L195 106V105H197L196 102H199L201 105L202 103H204L207 100V99L205 100ZM211 99H213V100H211ZM221 100H222V102H221ZM224 101H226V102L228 101V102L225 103ZM163 102H165V103H163ZM193 104H195V105H193ZM159 107H160V109H159ZM171 107H172V109H171ZM213 107L216 108L215 111L212 110ZM196 109H197V107H196ZM160 110H163V111H160ZM192 111H194V113ZM198 111H196V112L198 113ZM113 113H115V114H113ZM171 113H173V114H171ZM214 113H216V114L212 115ZM98 116H103V120L101 117H98ZM208 116H209V118H207ZM193 117L196 118V119L195 118L193 119L195 121L191 120L192 122L189 123L190 118L192 119ZM199 117H200V111H199ZM212 117H213V119H210ZM188 118H189V122H187ZM97 119H98V121H97ZM207 119H210V120H207ZM214 119H215V122L213 121ZM182 120H183V122H181ZM196 120L199 121L200 123L197 124ZM93 122H95V123H93ZM114 122L116 125L114 124ZM203 122H204V124H203ZM98 123H100V124H98ZM154 123L157 124L156 125L157 127H155L156 129L154 128L153 129L154 132L152 131V133H151V131L149 129V125L154 124ZM206 123L209 125H212L214 123V125L205 126ZM202 124H203V126H205L204 127L205 129L208 128L207 133L210 132V130H211L212 134L208 133L210 136H208L207 133L206 134H204V133L199 134V136H200L199 138L201 139L200 141H201L202 147H200L197 151L192 150L191 147L188 146V145H190L189 140L192 139V136L194 135L192 133L193 132L195 133V129H197ZM121 125L123 127H121ZM191 125L192 126L193 125H196V126L199 125V126L197 128L194 126L193 127L194 131L192 130L193 132H191V130H190L192 127ZM260 125H262L261 128L264 127V122H261ZM165 126H167V127L169 126V127L167 128ZM170 126L173 127L172 128L173 130H171ZM214 126H216V127H214ZM236 126H237L236 127L237 129L240 128V124H238ZM111 127H112V129H111ZM209 127H211L212 129L209 130ZM161 128H162V130H161ZM213 128H215V129L213 130ZM157 130H158V132H157ZM163 130H164V132H163ZM262 130H264V129H262ZM170 131H171V133H170ZM238 133L239 132L237 131V134ZM169 134H170V136H169V138H167V136ZM176 134H177V136H176ZM126 135H128V136H126ZM120 136H122V137H120ZM171 136H173L174 139L171 138ZM103 138L106 141H107V139H109L112 142V143H110L107 141L108 145H107V147H105V150H108V151H105L107 156H108L105 159L106 161L103 160V158H99L97 161L94 160L95 162L94 161L89 162L90 165H88V167H86L87 165H85L83 163V160H82L83 157L89 158L92 154V150L94 149V148L92 149V147H95L96 145H98L101 140L103 141ZM121 138H123V139H121ZM170 139H172V140H170ZM175 139H177V142H175L176 141ZM230 139H232V136ZM115 140L117 142H115ZM1 141H3V138H1L0 143H1ZM180 141L183 142V144H181ZM184 141L186 144L184 143ZM262 142H264V141H262ZM119 144H121L123 147ZM155 144H157V147H158V149L156 151L153 150V146H152V145L155 146ZM166 144H168V145H166ZM169 144L172 147L169 146ZM109 145L111 147H109ZM126 145L130 148V150L133 147H136V146L139 147V149H138V151L140 150L139 156H141L142 158L139 157L138 161L139 162L141 161L142 163H139L137 160H135L136 162L134 161V159H136L137 157H135V156L132 157V151L129 152V149L127 148ZM258 145H259V147L257 145H253L252 147L249 145L248 147H246L247 149L245 150V149H243L244 147L240 148V146L238 144L239 149L236 146L235 151L237 150L236 152L238 153V151L240 149H242L241 151H239V155H241V157H243V156H245V157H243L244 159H242V160H240V156L237 159H236V156L232 157L233 160L231 159V162L229 165V167L231 166V164L234 165V166L232 165V167H230L231 168L230 171L233 172V174L237 180L239 179L240 190L242 191V193H244L243 197H246L245 192L248 191L249 189L250 190L248 191L247 197L248 196L251 197L252 195L250 196V194H252L253 192L256 194L255 196L258 197V198H256V202L254 201L253 203H251V206L253 207V204L255 203L256 204L255 206H257V212H259V211H261V212H259L260 215H259V213L254 212V216L251 217V219H248V229L251 232H253V233L248 232V233H250V236H249V234H247L246 237H249V240L247 239L248 241H246V240L243 241V243H242L243 250H240V254H236V256H234L235 255L234 249L232 248L233 240L231 241V239L233 237H230L231 242L230 241L229 242L232 243L231 248L233 251H227V254L224 252L217 253L216 252L217 249L210 251L208 253L198 252L195 255H196L197 260H199V262H197L196 258H195V259H192L188 264H202L204 261H205V264H210V263H214V262L216 264H248V263L253 264L252 261H255V264H264V253H261V251H264V248H261L260 246H259V248H261V250H259V248H258L259 251L257 250L255 252V253L258 252V255H256L254 253L256 256L254 255V256H252V258H250L251 262L249 260L246 261L242 257L244 255V253L242 251H245V252L247 250H249V252L251 251V248L249 247V244L251 242L253 243L254 241H256V242L260 243L261 240H258L257 238H259V239L264 238V212H262V211H264V209H260V208H264V201H262V198H264V185H261V184H264V183H261L262 181H264V177H262V175H264V169H262V168H264V167H262V166H264V161H262V158H264V148H262V147H264V145H262L260 140H259ZM117 146H119V147H117ZM208 146H209V143H208ZM74 147L77 150H81V152H82V150H84L85 151L84 154L78 153V155H77V151ZM112 147H114V148L111 150ZM124 147L126 148V150L128 149V151L123 150V149H125ZM59 148L61 151L59 150ZM64 148L66 149L67 153L65 152ZM162 148H164V149H162ZM177 148H180V150H182V151H180L181 155L177 154V153H179ZM248 148L250 150L249 153H248ZM57 149L59 150V152ZM62 149H64L63 152H65L68 155V157L66 155V157L68 159L65 157V154L62 152ZM89 149H90V151H89ZM261 149H262V151H261ZM165 150H168L169 152L168 151L166 152ZM189 150H191V151H189ZM224 150H225V152H227L226 151L227 149H223L222 147L221 148L219 147L217 150H215V153H217V155H218L219 153H221V151L224 152ZM176 151H177V153H176ZM186 151L191 152V153L194 152L195 155L192 156L193 153H192V155H191V153L187 154V153H185ZM201 151H203V150H201ZM244 151H245V153L242 156L241 152H244ZM61 152L64 154V156ZM113 152L115 153L114 156H113ZM140 152L142 155H140ZM246 152H247V154H246ZM33 153L35 154V158H34ZM47 154L48 155L53 154L54 156L56 155L54 157V160H53L54 164L51 165L49 163L50 157L48 159ZM57 155H59V156H57ZM116 155H117V157H116ZM41 156H43V157H41ZM62 156H63V158H62ZM181 156L183 157V159ZM246 156L247 157L250 156L252 158V160L250 157L248 159ZM45 157L47 160L43 159ZM178 157L180 160L178 159ZM8 158H9V156H6V155L0 156V167L1 168H2V166L6 165L9 162L15 161V160L12 161V158L14 159V157H10L11 159L10 158L8 159ZM129 158L132 160H129ZM188 158L192 159L191 162L193 164H191L192 165L191 167L190 166L184 167V161L187 160ZM245 158L248 159V162H246V163H244V161H247V159H245ZM100 159H102L103 162ZM181 159H182V161H181ZM249 160H251V161H249ZM145 161H147V163H145ZM180 161L183 162V164L180 163ZM77 162H79V164L83 166L82 167L79 165L81 169H79V168L76 169V167L78 166V165H76ZM143 162L145 164H143ZM126 163L127 164H132V163L138 164L139 166H143V167H144V165L146 167V165L149 163L148 166L150 167L152 172L155 173V175H156L154 177L155 179L153 178L154 180L151 182L152 178H150V182H149V179H147L148 177H146L142 182H140L142 180L141 179L142 177L141 178L139 177V180L140 179L141 180L137 181L138 183H140L137 185V182H136L137 175L139 176V172L142 171V167L140 168L137 175H136L137 172L133 171V173L136 175L135 176L132 173L131 169H126V166H125ZM249 163L252 164V167ZM67 165H70V167H72L73 170L69 167H66ZM73 165H76V166H74L75 168L73 167ZM235 167H236V170H235ZM85 168H88V169H85ZM252 168H255V170H254L255 174H254ZM67 169H69L70 171ZM144 169H146V168H144ZM261 169H262V171H261ZM71 170L76 174L72 175ZM76 170H77V172H76ZM79 170L80 171L82 170V174L86 173V175H84V177H83L81 172H80V174H81V176H80ZM251 170H252L253 174L251 173ZM258 170L260 171V174H259ZM125 171H127V173ZM186 171H188V172H186ZM119 172H121V173H119ZM129 172H131V174ZM236 172L237 173L239 172V174H237ZM142 173H144V174H142ZM142 173H141V175L146 176V173L144 171H142ZM201 175H200L199 180L197 177H194L192 179L193 186L198 185L197 187H199V186L201 187L204 184V182L200 183L202 185L199 184V182L203 176V175L202 176ZM239 175H241V177L244 175L242 177L243 180H242V178L241 179L239 178ZM253 176H254V178H253ZM204 179H206V178H204ZM145 181H146V183H145ZM203 181H205V180H203ZM147 182H149V186H148ZM127 186H129V187H127ZM143 187H142V189H144ZM226 188L230 189V186L224 185L223 187H221L219 193L217 194V197L218 196L220 197V194L225 192L224 190L227 191ZM106 189L108 190L107 196H105V194L107 193ZM122 189H124V191ZM142 189L140 190L141 193L139 194L141 196L143 195L142 193H144L146 191L145 190L142 192ZM95 190L97 191L96 193H94ZM120 190H121V192L123 191L125 196L131 194L128 197L129 200L126 199L127 197L121 195L122 193L120 192ZM221 191H222V193H221ZM0 193H1V191H0ZM5 193H6V191L3 194H5ZM102 193H103V195H102ZM225 193H227V192H225ZM99 194L101 196H105V198L103 197L104 200H102V197H100ZM259 194L261 196H259ZM113 195H115V196H113ZM120 196H122L123 199ZM134 196H135V194H134ZM253 196H254V194H253ZM255 196L253 197V199L255 198ZM151 197H149V199H150L149 202L153 203V205H154L155 198L154 197L151 198ZM90 198H92V200ZM100 200L102 201L101 203L99 202ZM258 200H259V204H258ZM75 201H77V202H75ZM155 203H156V201H155ZM90 204H92V205H90ZM99 204H101V205H99ZM255 206L253 207L254 211H256ZM166 208L167 207L165 206L164 207L165 210L162 209V211H161V213L163 215L160 213L162 215V216H160L161 218L159 217L161 220L160 221L161 224H164V223L166 224V223H169L171 221L175 222L176 220L174 218L176 216H178V214L176 213L174 208H167V209ZM168 209L170 212L167 211ZM104 211H105V209L104 210L102 209V212H104ZM59 212H61V213H59ZM234 220L235 219H232L230 221V223H232V221L234 222ZM1 223H2V221H1ZM3 224L4 223H2V229H3ZM52 225H53V227H52ZM6 226L2 231V235H1V231H0V235H1L0 236V243H2L1 242L2 237H4V238L7 237L10 240L13 237V236H11V234L8 233ZM67 226H69V227L67 228ZM6 232L9 234L8 236H7ZM256 232L259 234H257ZM254 233H256V234H254ZM3 234H4V236H3ZM158 236L161 239V235H157V237ZM176 236H177V238H176ZM169 237H168L169 239L166 237H163L160 240L161 242L159 241L158 238H157L158 240H155V241H158V243L156 242L157 245L158 244L160 245V243H162L160 247L163 250L161 252L163 255H165V252L168 251L169 247H171L168 244H170V245L172 244V246H173V244H175L174 246H176L177 244H179V242L181 243L180 239L182 238V236L175 235V236H169ZM171 237H172V240H171ZM8 239H6V240H8ZM57 240H59V238ZM139 241H141V239L137 240V242H139ZM166 241H168V242H166ZM49 242L55 244V246H57L59 244V241L57 242L56 239L55 240H49ZM116 242L117 241L115 239L113 241H111L112 245H110V246L112 247V249L118 248ZM247 243H249V244H247ZM165 245H167V247ZM179 245H177L178 248H179ZM138 246H139V244H137L135 242L131 243V247H138ZM229 247H230V245H229ZM247 247H249V248H247ZM97 250H98V248H97ZM97 250H96V248L93 250L92 256L97 255L100 258V255L98 253L100 251V249L98 251ZM119 250H122V248H120ZM175 252H176V254H179L181 256V259H180V256L177 255V258L180 260L188 258L187 256H185V253H186L185 249L182 250V248H179V250H175ZM259 252L261 253L260 255H259ZM147 255H148V253H147ZM148 256H150V254ZM232 256L234 257V259ZM161 257H163V256L161 255ZM161 257L158 260L159 264H168V261L171 260L167 255L163 258H161ZM167 257H168V259H167ZM255 257H257V259ZM152 258H153V255L151 257L146 258L147 260L144 259L143 260L144 264H145V262L148 264H152V262H150V260H153ZM165 258L167 259L166 260L167 262L165 261ZM202 258H204V259H202ZM253 258H255V260ZM161 260H163V261H161ZM242 260L244 262H242ZM200 261H203V262H200ZM130 263L133 264L132 261H130ZM130 263L126 262L125 264H130Z\"/></svg>",
  "mask_w": 264,
  "mask_h": 264
}]
</instances>
